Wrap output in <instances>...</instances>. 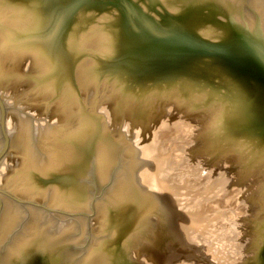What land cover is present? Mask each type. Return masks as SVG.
I'll use <instances>...</instances> for the list:
<instances>
[{
	"label": "water",
	"instance_id": "obj_1",
	"mask_svg": "<svg viewBox=\"0 0 264 264\" xmlns=\"http://www.w3.org/2000/svg\"><path fill=\"white\" fill-rule=\"evenodd\" d=\"M0 264H264V0H0Z\"/></svg>",
	"mask_w": 264,
	"mask_h": 264
}]
</instances>
